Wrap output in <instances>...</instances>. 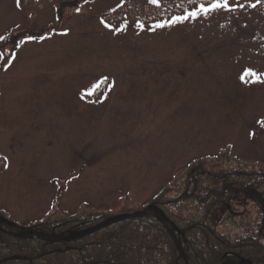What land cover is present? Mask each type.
Listing matches in <instances>:
<instances>
[{
  "label": "rangeland",
  "instance_id": "obj_1",
  "mask_svg": "<svg viewBox=\"0 0 264 264\" xmlns=\"http://www.w3.org/2000/svg\"><path fill=\"white\" fill-rule=\"evenodd\" d=\"M123 1L90 0L56 23L53 8L0 0V39L33 33L3 65L0 50V215L21 226L121 196L146 205L222 149L264 159V0L106 26Z\"/></svg>",
  "mask_w": 264,
  "mask_h": 264
},
{
  "label": "trees",
  "instance_id": "obj_2",
  "mask_svg": "<svg viewBox=\"0 0 264 264\" xmlns=\"http://www.w3.org/2000/svg\"><path fill=\"white\" fill-rule=\"evenodd\" d=\"M89 0H19L30 15L54 8L64 11ZM215 0H125L101 20L113 29L123 25L154 24L169 20ZM45 29H42L43 31ZM32 32L19 31L0 39L2 65L19 40ZM102 81L91 96L105 90ZM5 165L4 159L0 168ZM121 196L113 209L79 205L74 212L52 209L27 227L45 233L79 231L107 217L132 213L145 205L130 204ZM160 207L183 231L179 236L191 264H218L249 260L264 264V159H247L229 148L202 155L175 171L146 203ZM5 229H7L4 226ZM57 251V249H64ZM20 255L28 260L2 264H184L163 226L151 215L124 220L67 243L19 238L0 232V259Z\"/></svg>",
  "mask_w": 264,
  "mask_h": 264
},
{
  "label": "water",
  "instance_id": "obj_3",
  "mask_svg": "<svg viewBox=\"0 0 264 264\" xmlns=\"http://www.w3.org/2000/svg\"><path fill=\"white\" fill-rule=\"evenodd\" d=\"M147 214L154 216V218L162 224V226L164 227V229L167 231L170 238L172 239L181 259L184 261L185 264H191L189 262V259L185 255V253L181 247L179 237L177 236V235L183 236V232L181 230H179L175 226V224L164 214V212L154 204H149V205L145 206L144 208H142L141 210L133 212V213L117 214V215L108 217L104 221L96 224L93 227H89L87 229H83L80 231L67 230V231H63L60 233H50V234H47V233H44L42 231H38L35 229L24 228V227L16 224L15 222L9 220L8 218L0 215V232L5 233L7 235L14 236V237H19V238L36 237V238H40V239H42L46 242H49V243H60V242L67 243V242H70L72 240L87 236L93 232H96L100 229H103V228H105L109 225L115 224L117 222L127 220V219H131V218H138V217H141V216L147 215ZM3 224H6L10 230L5 231L2 228ZM64 250L65 249H63V250L59 249L57 251H64ZM35 258L36 257L27 258V257H23L20 255H14V256H10V257H6V258L1 259L0 264L5 262V261H8V260H28V261H31ZM242 262H246L247 264H251L250 262L244 261V260H241L237 263L229 262V261H223L219 264H242Z\"/></svg>",
  "mask_w": 264,
  "mask_h": 264
},
{
  "label": "snow or ice",
  "instance_id": "obj_4",
  "mask_svg": "<svg viewBox=\"0 0 264 264\" xmlns=\"http://www.w3.org/2000/svg\"><path fill=\"white\" fill-rule=\"evenodd\" d=\"M18 4H19V0H17ZM152 3H158V0H151ZM228 7V0H215L214 3H212L210 5V7L206 8L203 5H201V7L199 8L198 12H208L210 10H215L218 8H227ZM198 12H190L188 15L189 16H196L198 14ZM187 18V17H185ZM179 19V18H177ZM158 27H162L163 25H157ZM31 39V38H30Z\"/></svg>",
  "mask_w": 264,
  "mask_h": 264
},
{
  "label": "flooded vegetation",
  "instance_id": "obj_5",
  "mask_svg": "<svg viewBox=\"0 0 264 264\" xmlns=\"http://www.w3.org/2000/svg\"><path fill=\"white\" fill-rule=\"evenodd\" d=\"M259 263V262H258Z\"/></svg>",
  "mask_w": 264,
  "mask_h": 264
}]
</instances>
